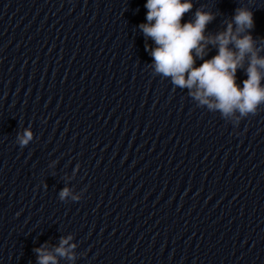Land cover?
<instances>
[{"label":"clouds","instance_id":"obj_1","mask_svg":"<svg viewBox=\"0 0 264 264\" xmlns=\"http://www.w3.org/2000/svg\"><path fill=\"white\" fill-rule=\"evenodd\" d=\"M193 6V0H147L146 23H140L139 28L155 45L145 44V51L152 57L151 68L155 75L170 79L174 87L187 89L198 106L219 112L224 120L239 125L264 105V38L253 37L254 14L246 4L235 8L214 34H206L207 26L216 19V13L206 5L183 22ZM209 46L217 51L206 59ZM197 59L202 61L199 66ZM238 69H244L247 77L242 87L237 83ZM32 139V131L25 128L17 134L16 143L24 148ZM69 196L73 201L80 199L68 187L59 192L61 201ZM71 240L69 235L52 250L46 245L34 249L37 264H59L58 257L74 261L76 245H69Z\"/></svg>","mask_w":264,"mask_h":264}]
</instances>
